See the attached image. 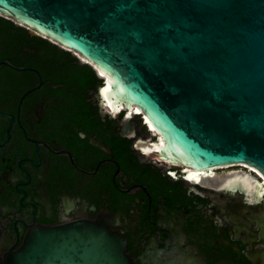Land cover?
<instances>
[{"label": "flooded vegetation", "instance_id": "1", "mask_svg": "<svg viewBox=\"0 0 264 264\" xmlns=\"http://www.w3.org/2000/svg\"><path fill=\"white\" fill-rule=\"evenodd\" d=\"M13 25L5 28L21 37L0 32L1 258L35 226L104 215L135 264H264L257 171L237 165L196 180L150 158L136 119L128 137L97 92L76 101L61 81L60 47Z\"/></svg>", "mask_w": 264, "mask_h": 264}, {"label": "water", "instance_id": "2", "mask_svg": "<svg viewBox=\"0 0 264 264\" xmlns=\"http://www.w3.org/2000/svg\"><path fill=\"white\" fill-rule=\"evenodd\" d=\"M0 16L89 65L125 136L146 117L150 158L193 171L245 164L264 179V0H0ZM113 224L35 226L0 264H135Z\"/></svg>", "mask_w": 264, "mask_h": 264}, {"label": "trees", "instance_id": "3", "mask_svg": "<svg viewBox=\"0 0 264 264\" xmlns=\"http://www.w3.org/2000/svg\"><path fill=\"white\" fill-rule=\"evenodd\" d=\"M6 23L14 26L12 21L0 16V32H8L5 37H9L12 39L21 37L18 34H9V29L5 28ZM19 29L24 30L23 28ZM44 41L45 43H48L47 40ZM59 53L61 81L75 90L78 96V98H76V101L82 104L86 100L88 102L92 101V98L96 93L97 86L100 82V79L97 77L96 72L89 65H79L77 62L78 59L75 56H72L71 52L65 51L60 48ZM63 55L70 56V58H65Z\"/></svg>", "mask_w": 264, "mask_h": 264}, {"label": "bare ground", "instance_id": "4", "mask_svg": "<svg viewBox=\"0 0 264 264\" xmlns=\"http://www.w3.org/2000/svg\"><path fill=\"white\" fill-rule=\"evenodd\" d=\"M98 73H99L100 76L105 77L104 74H102L100 72H98ZM108 87H109V84L107 83V86L102 89V95H103L104 98H106L105 101H107V105H108L107 109H108V111H111L113 113H119V111H121V108L114 107L112 105V103L110 102V100H108V98H107V89H108ZM135 111H136V113H138L140 115H143V113L138 108H136ZM144 120H145V123H146L148 129L150 131H154L155 132L156 130L153 127L152 123L146 117L144 118ZM159 143H161V141L155 142L153 144V146H150V148L154 149V150H148L149 153H150V155L154 154V152L157 151V149H159ZM240 165H245V164H240ZM235 166H237V165H235ZM246 166H248V165H246ZM231 167H233V166H230V167H220V168L206 170V171H193V170H190V171H193L190 176H192L196 180H200L202 178V176H204V177L214 176L216 174V171H218L219 169H222V168L228 169V168H231ZM252 169H254V168H252ZM254 170L257 171L256 169H254ZM186 171H188V170H186ZM260 176L262 177L261 174H260ZM262 181L264 182V179H262ZM256 182L258 183L257 180H256ZM259 187H261V188L263 187L264 188V186H259Z\"/></svg>", "mask_w": 264, "mask_h": 264}, {"label": "rangeland", "instance_id": "5", "mask_svg": "<svg viewBox=\"0 0 264 264\" xmlns=\"http://www.w3.org/2000/svg\"><path fill=\"white\" fill-rule=\"evenodd\" d=\"M72 56H75L73 53H72ZM76 57V56H75ZM77 58V57H76ZM78 59V58H77ZM79 60V59H78ZM83 61V60H82ZM138 122H139V124H140V121H139V119H136ZM144 130H145V136H148V139H150V134L148 133V130L144 127ZM147 139V140H148ZM239 168V170H241V168L239 167V166H234V167H231V168H228V169H225V168H222V169H219L218 171H216V173L217 174H221V175H223L225 172H227V171H232V170H234V171H236V169H238ZM207 182H208V180H207Z\"/></svg>", "mask_w": 264, "mask_h": 264}, {"label": "built area", "instance_id": "6", "mask_svg": "<svg viewBox=\"0 0 264 264\" xmlns=\"http://www.w3.org/2000/svg\"><path fill=\"white\" fill-rule=\"evenodd\" d=\"M139 121H140V120H139ZM143 123H145L144 118H143V120L140 121V125H141L142 127H144V126H143ZM146 129L148 130V127H147ZM262 179H263V178H262ZM262 182H263V181H262Z\"/></svg>", "mask_w": 264, "mask_h": 264}]
</instances>
